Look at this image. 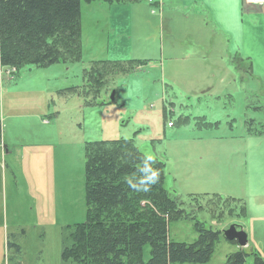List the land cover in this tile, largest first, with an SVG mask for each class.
I'll use <instances>...</instances> for the list:
<instances>
[{
  "label": "rangeland",
  "instance_id": "1",
  "mask_svg": "<svg viewBox=\"0 0 264 264\" xmlns=\"http://www.w3.org/2000/svg\"><path fill=\"white\" fill-rule=\"evenodd\" d=\"M139 2L146 4L145 0ZM88 8L81 5V62L44 68L26 66L19 71L0 69V264H8L10 259L18 264H62L60 253L66 233L86 220L87 142L133 139L143 156L144 150L150 149L155 159L164 163L163 187L189 214V218L167 224L170 241L192 244L197 239V221L213 230L235 225L244 232L248 223L241 218V202L234 205L212 200L213 191L205 192V199L190 202L188 190L193 188L183 181L195 171L205 172L203 167H212L221 176L226 174V145L219 146L214 139L238 142L253 117H257L254 121L259 130L263 115L257 116L252 106L253 98L264 93V86L255 79L241 86L231 79L222 84L214 82L215 87L205 96L207 103L198 102L195 97L201 79L212 72L191 67L218 64L216 53L221 49L226 55L228 38L208 11L202 15L200 28L179 22L171 31L167 24L159 28L153 25L154 17L148 10L149 16L137 20L129 40L133 56L148 61L144 66L113 75L100 88L95 102L91 94H62L71 87L87 91L84 70L93 61L108 60L107 49L113 44L106 21L94 18L100 26H92L93 15ZM90 31L95 35L91 40ZM177 61L183 67L181 71L170 66ZM244 86L247 88L243 92ZM226 94L235 98H225ZM216 95L219 98L211 99ZM245 100H251L250 109ZM235 157L242 160L240 152ZM7 242L17 244L20 253L7 247ZM238 250L237 245L221 238L203 264H224ZM242 250L251 253L250 248ZM148 258L149 247L145 246L143 259ZM243 264H253L252 256H246Z\"/></svg>",
  "mask_w": 264,
  "mask_h": 264
},
{
  "label": "trees",
  "instance_id": "2",
  "mask_svg": "<svg viewBox=\"0 0 264 264\" xmlns=\"http://www.w3.org/2000/svg\"><path fill=\"white\" fill-rule=\"evenodd\" d=\"M124 0H0V69L44 68L53 64L79 63L81 50V5L102 3L113 5ZM145 61H93L84 70L83 91L76 87L62 94L92 95L95 98L113 75L130 73ZM112 71V72H111ZM93 101L90 104H93ZM215 124L202 123L209 127ZM257 130L252 120L246 132ZM256 135V133H255ZM84 201L86 220L74 224L64 238L60 259L62 264H203L211 258L222 231L194 223L197 239L192 244L175 243L167 237V224L189 214L164 189V163L155 159L159 171L157 182L147 192L129 187L127 178L142 175L143 155L133 139L87 142L84 146ZM148 163H151L150 161ZM190 202L205 195L190 194ZM209 199V197H208ZM212 200L236 204L233 198L212 195ZM189 202V203H190ZM232 209V208H230ZM244 218V204L242 209ZM230 212V210L228 211ZM218 218V217H217ZM190 219H193L192 217ZM236 245V242H229ZM149 247V258L143 249ZM17 254L20 248L7 242ZM253 264H264L257 253L238 250L224 264H243L246 256ZM8 264L14 263L12 259Z\"/></svg>",
  "mask_w": 264,
  "mask_h": 264
},
{
  "label": "crops",
  "instance_id": "3",
  "mask_svg": "<svg viewBox=\"0 0 264 264\" xmlns=\"http://www.w3.org/2000/svg\"><path fill=\"white\" fill-rule=\"evenodd\" d=\"M139 1L141 0H124L123 3L113 5L102 3L87 5L88 9H91L90 14L93 15L92 26H100L99 20H94V18H102L106 21V30L108 28L109 37L112 38L113 43L107 49L109 61H124L123 59L128 57L133 60L140 58L134 57L130 52L132 46L129 40L136 30L137 20L140 17L149 16L148 10L151 14V9H157V2H159L160 12L151 14L154 17L153 25L158 28L161 24H167L173 31L179 22L195 24L197 28H200L203 23L202 15L208 11L210 19L229 40L226 44L228 46L226 55L221 49L216 53L220 59L218 64L210 66L201 64L191 67V70L212 72L204 74L203 78L200 75L203 82L195 97L198 102L207 103L208 97L205 96L215 87L214 82L220 81L222 84L227 79H231L233 83L241 86L244 85L243 82L249 85V81L255 79L264 86V3L260 6H251L244 4L243 0H153L155 4L151 7ZM92 36H95L94 32L90 31L89 40ZM81 50L83 54L82 26ZM170 52L174 53L172 49ZM171 63L170 66L174 69L179 71L183 69L178 61ZM246 88L244 86L241 89L244 92ZM217 98L219 97L216 95L211 99ZM225 98L235 97L226 94ZM253 99H255L253 101L255 106H252L253 111L257 116L263 115L259 118L261 122L258 124L259 130L251 133L245 132L238 142L214 139V141H219V146L224 143L226 145L224 147L229 156V167H227L229 170L226 174L221 176L212 167L208 170L203 167L205 172L201 173L199 170L197 173L195 171L189 174L183 184L192 186L193 189L188 190L189 195H205V192L213 191L214 195L240 200L245 208L243 219L248 223L244 231L247 238L246 248H250L251 253H257L264 260V93ZM250 101L245 100L244 102L247 109L251 107ZM229 112H234V110ZM200 114V117L206 116L203 113ZM255 119L257 117L252 118L254 124H256ZM238 152L242 154L240 162L239 158L235 157ZM244 248L239 247L240 250Z\"/></svg>",
  "mask_w": 264,
  "mask_h": 264
},
{
  "label": "clouds",
  "instance_id": "4",
  "mask_svg": "<svg viewBox=\"0 0 264 264\" xmlns=\"http://www.w3.org/2000/svg\"><path fill=\"white\" fill-rule=\"evenodd\" d=\"M151 163H148V162ZM155 163V157L150 149L144 150L143 156V166L139 169L142 174L138 182L136 177L127 178V183L129 187L137 190L147 192L150 190L151 185L155 184L159 178V171L155 169L152 165Z\"/></svg>",
  "mask_w": 264,
  "mask_h": 264
},
{
  "label": "water",
  "instance_id": "5",
  "mask_svg": "<svg viewBox=\"0 0 264 264\" xmlns=\"http://www.w3.org/2000/svg\"><path fill=\"white\" fill-rule=\"evenodd\" d=\"M223 237L227 242L235 241L237 246L240 248H244L247 245L246 234L241 228L237 229L235 225H231L226 230H224Z\"/></svg>",
  "mask_w": 264,
  "mask_h": 264
},
{
  "label": "built area",
  "instance_id": "6",
  "mask_svg": "<svg viewBox=\"0 0 264 264\" xmlns=\"http://www.w3.org/2000/svg\"><path fill=\"white\" fill-rule=\"evenodd\" d=\"M146 2L150 5L153 4V1L152 0H146ZM243 2L246 4V5H251V6H259V5H262L264 3V0H243ZM159 6V4H158ZM157 10H151V13L154 14L156 13ZM14 69V68H12ZM169 126H171V124H169Z\"/></svg>",
  "mask_w": 264,
  "mask_h": 264
}]
</instances>
